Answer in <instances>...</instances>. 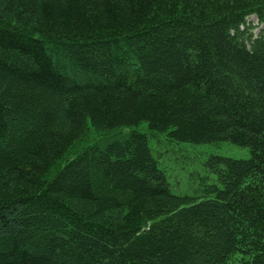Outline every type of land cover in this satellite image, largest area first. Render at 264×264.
Returning a JSON list of instances; mask_svg holds the SVG:
<instances>
[{"label": "trees", "instance_id": "1", "mask_svg": "<svg viewBox=\"0 0 264 264\" xmlns=\"http://www.w3.org/2000/svg\"><path fill=\"white\" fill-rule=\"evenodd\" d=\"M143 123L250 157L174 195ZM0 264H264V0H0Z\"/></svg>", "mask_w": 264, "mask_h": 264}, {"label": "rangeland", "instance_id": "2", "mask_svg": "<svg viewBox=\"0 0 264 264\" xmlns=\"http://www.w3.org/2000/svg\"><path fill=\"white\" fill-rule=\"evenodd\" d=\"M249 22L257 26V20L254 16L249 18ZM254 32L257 33L258 29L256 28ZM128 130L130 129L125 128L98 133L90 128L87 136L72 147L68 159L89 145L103 146L118 136L124 135ZM138 130L147 135L153 154L157 157L159 167L164 171L170 191L174 195L202 197L205 187L203 183L207 185L218 184L215 175L209 173L207 169L206 162L211 156L241 160L250 157L247 148L236 146L230 142L215 144L178 143L170 140L165 133L152 136L145 123L140 125Z\"/></svg>", "mask_w": 264, "mask_h": 264}]
</instances>
